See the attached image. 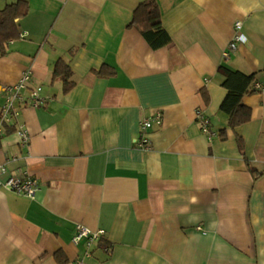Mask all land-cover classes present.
Instances as JSON below:
<instances>
[{"label":"crops","instance_id":"crops-1","mask_svg":"<svg viewBox=\"0 0 264 264\" xmlns=\"http://www.w3.org/2000/svg\"><path fill=\"white\" fill-rule=\"evenodd\" d=\"M26 1L18 38L0 46V108L26 70L47 101L21 103L29 144L6 125L0 160L3 179L28 173L40 190L0 187V264H264V91L244 96L252 118L236 130L221 111L223 66L264 86V0H157L172 38L158 48L129 26L144 0ZM239 20L246 39L226 58ZM77 224L106 234L75 244Z\"/></svg>","mask_w":264,"mask_h":264},{"label":"trees","instance_id":"trees-1","mask_svg":"<svg viewBox=\"0 0 264 264\" xmlns=\"http://www.w3.org/2000/svg\"><path fill=\"white\" fill-rule=\"evenodd\" d=\"M29 4L26 0H16L0 8V46L5 52V44L19 36L18 19L27 14ZM130 27H136L148 40L152 47L158 48L171 43L172 38L162 24V14L157 0H144L134 10ZM104 66L97 73L105 75ZM225 79L222 85L227 89V94L221 103V111L228 114V127L236 130L239 126L249 122L252 110L243 102L245 95L256 92L255 84L258 82L257 74L244 73L226 66L222 67ZM73 72L64 60H58L55 66V78L62 77L64 92L70 91L75 85L72 79ZM226 135V128L220 131ZM239 143L244 146L242 137ZM257 175L256 170H252Z\"/></svg>","mask_w":264,"mask_h":264},{"label":"built area","instance_id":"built-area-1","mask_svg":"<svg viewBox=\"0 0 264 264\" xmlns=\"http://www.w3.org/2000/svg\"><path fill=\"white\" fill-rule=\"evenodd\" d=\"M243 23L242 21L235 22V34L231 42L228 45V48L224 51V57L228 58L232 51L236 50L239 46V43L243 42L246 37L242 31ZM21 37H24V34L21 33ZM32 77V71L26 70L21 79L13 84L4 86L2 91L5 95V101L0 108V138L4 134L5 127L8 124L15 123L17 125V132L21 137L22 145L26 146L30 141V131L25 122L19 121L21 111H22V102H25L26 98L29 99V102L32 106H42L46 104L47 99L41 95L42 88L40 86L31 88L29 82ZM256 90H263L264 86L260 82L255 84ZM25 91H28V94H25ZM198 119L202 126L203 132L208 134L210 138L216 136V132L211 129L210 118L205 115L202 110L197 111ZM162 123V113L157 112L152 116L146 117L141 122V130L139 135L136 138V145L142 149H151L152 141L148 136V129L151 128L154 124ZM8 172L7 164L0 160V187H4L8 190L15 191L19 194H23L30 198H35L38 191L40 190V182L37 178L31 174L25 175H11L7 179H3V175ZM106 234L104 229L92 230L84 224H77L76 231L73 236V242L75 244L81 243L83 240H87V244L91 245L98 242ZM75 264H85L84 258H78L75 261Z\"/></svg>","mask_w":264,"mask_h":264},{"label":"rangeland","instance_id":"rangeland-1","mask_svg":"<svg viewBox=\"0 0 264 264\" xmlns=\"http://www.w3.org/2000/svg\"><path fill=\"white\" fill-rule=\"evenodd\" d=\"M30 86V85H29ZM36 87H38V86H36ZM41 87V86H40ZM42 88V87H41ZM42 91V90H41Z\"/></svg>","mask_w":264,"mask_h":264}]
</instances>
